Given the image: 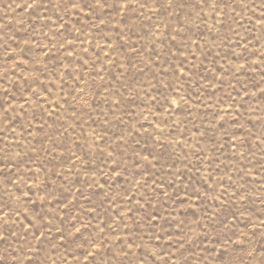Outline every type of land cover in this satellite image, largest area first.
<instances>
[{
	"label": "rangeland",
	"instance_id": "1",
	"mask_svg": "<svg viewBox=\"0 0 264 264\" xmlns=\"http://www.w3.org/2000/svg\"><path fill=\"white\" fill-rule=\"evenodd\" d=\"M0 264H264V0H0Z\"/></svg>",
	"mask_w": 264,
	"mask_h": 264
}]
</instances>
